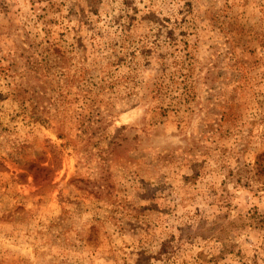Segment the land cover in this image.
<instances>
[{
	"label": "rangeland",
	"instance_id": "1",
	"mask_svg": "<svg viewBox=\"0 0 264 264\" xmlns=\"http://www.w3.org/2000/svg\"><path fill=\"white\" fill-rule=\"evenodd\" d=\"M264 0H0V264H264Z\"/></svg>",
	"mask_w": 264,
	"mask_h": 264
},
{
	"label": "trees",
	"instance_id": "2",
	"mask_svg": "<svg viewBox=\"0 0 264 264\" xmlns=\"http://www.w3.org/2000/svg\"><path fill=\"white\" fill-rule=\"evenodd\" d=\"M260 224H262V226L264 227V216L261 217V219H259Z\"/></svg>",
	"mask_w": 264,
	"mask_h": 264
}]
</instances>
